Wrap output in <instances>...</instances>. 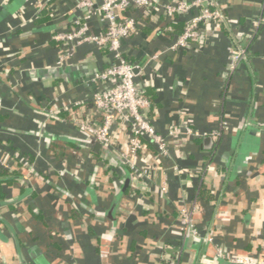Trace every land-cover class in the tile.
Instances as JSON below:
<instances>
[{
	"label": "crops",
	"instance_id": "1",
	"mask_svg": "<svg viewBox=\"0 0 264 264\" xmlns=\"http://www.w3.org/2000/svg\"><path fill=\"white\" fill-rule=\"evenodd\" d=\"M83 1L0 0V171L18 174L0 182L2 264H234L218 246L264 262V0H215L229 25L208 23L188 49L171 46L197 10L138 12L122 53L169 150L139 152L151 177L79 128L102 122L92 96L107 83L92 77L118 63L92 42L67 56L53 39L89 14L100 31L102 0ZM238 39L249 54L231 72ZM182 208L197 235L181 233Z\"/></svg>",
	"mask_w": 264,
	"mask_h": 264
},
{
	"label": "built area",
	"instance_id": "2",
	"mask_svg": "<svg viewBox=\"0 0 264 264\" xmlns=\"http://www.w3.org/2000/svg\"><path fill=\"white\" fill-rule=\"evenodd\" d=\"M92 4L90 0H84L80 6L91 7ZM192 10H197V13L186 20L183 33L171 46L172 49H188L192 43L202 40L205 25L211 22L221 24L228 21L215 0H173L166 4L160 0H102L99 7V32L92 31L87 19L90 17L89 14L85 19L78 17L71 29L55 31L53 34V39L67 48V56H71L80 45L92 42L101 50L111 51L118 60V63H114L105 70L95 72L92 77L94 82L107 83V86L97 90L92 96L102 122L98 124L87 120L78 122V125L94 141L115 149L121 160L130 166L136 175L143 172L151 177V170H141L136 162L139 152H146L149 143L156 145L159 156H168L169 150L166 137L159 134L150 121L148 116L150 101L135 81V66L123 57V42L138 31V12L162 11L165 17L172 18L177 15H188ZM263 23L264 17H259L255 25L260 27ZM230 57V71L234 72L248 58L245 44L236 43ZM60 63H64V59ZM180 128L179 125H174L169 135L173 136L179 132ZM184 129L191 135H200L189 126H185ZM121 132L127 135V149L121 148L119 138ZM213 133L217 136L221 135L220 130H214ZM208 168L214 169L210 165ZM179 219L183 235L188 232L198 234L193 210L182 208ZM206 238L209 241L212 240L209 237ZM217 255L234 264H264L248 257L228 256L220 246L217 247ZM0 264H2L1 255Z\"/></svg>",
	"mask_w": 264,
	"mask_h": 264
},
{
	"label": "trees",
	"instance_id": "3",
	"mask_svg": "<svg viewBox=\"0 0 264 264\" xmlns=\"http://www.w3.org/2000/svg\"><path fill=\"white\" fill-rule=\"evenodd\" d=\"M221 24H223V27L225 26V25H229V23L227 22V20L226 21H224V22H222ZM238 42L239 43H242V44H246L245 42H243L242 40H239L238 39ZM246 46V45H245ZM247 47V46H246ZM247 51H248V54H249V49H248V47H247ZM122 160H121V158H120V156H119V158H118V162H121ZM17 173L16 172H14V171H11V170H8V169H3V170H1L0 171V182H2V181H13V180H15L16 178H17ZM204 189H201V192L203 191ZM0 197H2V192H1V190H0Z\"/></svg>",
	"mask_w": 264,
	"mask_h": 264
},
{
	"label": "water",
	"instance_id": "4",
	"mask_svg": "<svg viewBox=\"0 0 264 264\" xmlns=\"http://www.w3.org/2000/svg\"><path fill=\"white\" fill-rule=\"evenodd\" d=\"M51 71H56V69H51ZM96 143H97L98 146L100 145L99 142H96ZM245 157H246V154H244V153H242V154L239 156L240 159H243V158H245Z\"/></svg>",
	"mask_w": 264,
	"mask_h": 264
}]
</instances>
